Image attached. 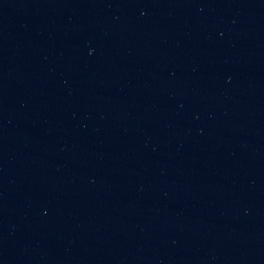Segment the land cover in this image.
<instances>
[{
  "label": "water",
  "instance_id": "95a60500",
  "mask_svg": "<svg viewBox=\"0 0 264 264\" xmlns=\"http://www.w3.org/2000/svg\"><path fill=\"white\" fill-rule=\"evenodd\" d=\"M0 264H264V0H0Z\"/></svg>",
  "mask_w": 264,
  "mask_h": 264
}]
</instances>
